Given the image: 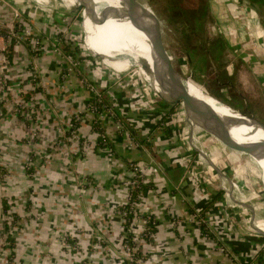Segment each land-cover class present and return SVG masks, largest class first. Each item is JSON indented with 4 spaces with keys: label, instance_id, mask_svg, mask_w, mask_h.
Wrapping results in <instances>:
<instances>
[{
    "label": "crops",
    "instance_id": "crops-1",
    "mask_svg": "<svg viewBox=\"0 0 264 264\" xmlns=\"http://www.w3.org/2000/svg\"><path fill=\"white\" fill-rule=\"evenodd\" d=\"M242 2L249 4L251 9L255 8L253 11L258 9L253 2L250 5V0ZM0 22L8 23L5 20ZM4 45L7 41L1 32L0 46ZM7 48L6 65L13 66L15 61L13 69L18 79L22 74L25 78L28 74L21 66L25 58L16 55L14 60L17 50ZM24 49L30 55H37L38 72L48 82L47 90L42 85L38 90L39 101H42V107L38 109L47 119L42 132L51 139L65 130L67 137L59 151L57 149V152L44 156V151L40 150L35 160L33 152H30L31 145L20 146L18 164L13 168L23 174L26 153L38 164L35 186L41 220L30 224L34 233L25 235L21 242L19 264H130L123 255V218L120 213L114 214L113 209L118 206L119 209L127 199L124 183L132 176L129 162L144 159H150L151 166L146 171L147 187L139 206L155 221L153 240L140 245L146 257L145 264H264V235L257 233L251 225L250 229L243 225L236 207L217 199L205 209L207 234L202 230V223L193 218L195 212L201 211L213 196L218 195L219 189L203 178L201 162L187 152L186 145L173 132L169 123L171 108L165 107V100L140 89L136 79L123 77L114 69L115 74L104 72L102 80L97 79L95 69L81 72L82 61L76 68L80 76L71 73L63 77L64 63L52 49L45 47L39 53L31 51L27 45ZM64 53L70 55L69 52ZM233 59L230 57L228 63ZM107 68L111 70V67ZM38 72L35 74L37 82L40 78ZM257 73L264 85V64L260 65ZM82 76L105 89V95L125 122L122 124L110 117L101 121L109 139L108 146L100 144V134L93 126L94 115L86 108L90 93L81 83ZM24 97L27 100L32 98L27 92ZM126 126L144 136L148 146L131 139ZM72 132L76 133L77 141L71 138ZM199 134L201 132L195 129L194 136L199 137ZM206 138L215 149L221 148L211 137ZM89 139L93 148L87 151L84 141ZM45 146L48 148L50 145ZM27 169L32 171L28 166ZM0 170L5 172L2 168ZM6 174H0L3 182ZM22 174L18 176L23 177ZM84 177H87V182L82 181ZM16 184L22 192L27 186L21 184V179ZM83 188L85 192L81 191ZM2 208L4 210L3 204ZM142 223L141 220L133 221V238L139 233ZM62 236L69 243H81L84 251H66ZM38 239L41 244L36 245ZM92 242L101 243L98 252L89 248ZM69 243L65 241V246ZM15 248L13 260L18 255Z\"/></svg>",
    "mask_w": 264,
    "mask_h": 264
},
{
    "label": "rangeland",
    "instance_id": "rangeland-1",
    "mask_svg": "<svg viewBox=\"0 0 264 264\" xmlns=\"http://www.w3.org/2000/svg\"><path fill=\"white\" fill-rule=\"evenodd\" d=\"M142 1L146 2L149 7L156 6L163 16H171V21L161 20L164 40L173 56L175 66L188 81L242 111H246V107L258 119L264 121V85L262 78L257 73L260 65L264 64V13L259 12L258 9H256L258 13L253 11L255 8L251 9L249 4L246 5V2L243 3L242 0H220L219 4H212L213 0H200L201 3L199 1L198 4L205 6L208 13L204 17V25L200 28V26L195 27L192 21L179 24L174 22L175 20L172 19H176L177 16L176 11L172 12L168 8L171 5L170 0ZM188 1L182 0L184 7L190 8L187 11L192 12L202 8L198 5V9H191L193 6L190 4V0ZM108 2L109 5L116 6V11L122 8V0H108ZM174 2L180 3V0H174ZM249 3L251 5L252 2ZM75 7V3L71 0H0V21L8 22L7 24L0 22V33L5 34L7 41V45L0 46V164L4 166L0 165V168L5 170L3 174L7 173L5 182L0 179V264L8 263L11 252L7 239L9 232L4 228L5 221L9 218L8 223H11V234L15 239V249L18 253L13 263L19 264L21 242L24 241L25 235H33V223L41 220L40 200L35 186V178H38L35 177L38 166L33 161L35 156L39 157L40 150L44 151V156H48L54 151L57 152V149L59 151L64 146L67 137L65 130H62L61 135L51 139L42 132L47 119L38 109L42 107L38 90L41 85L47 90L48 82H45L44 77L38 72L40 65L37 62V55H30L24 46L27 45L31 51L36 52L42 51L45 47L52 49L60 62L64 63L61 72L63 77L71 73L79 76L80 74L77 73L78 66L72 60V55L64 53L62 44L67 45L72 51L79 47L83 66L81 72L95 69L96 77H99L97 78L99 80L103 79L102 76H105L104 72L107 73L106 71L115 74L113 68L108 70L110 68L107 66H110L104 62L105 65L101 57L95 56L87 50L84 38L83 9L76 10ZM212 10L214 14L210 16ZM121 21L124 28L135 39L154 52L149 37L135 27L129 17L126 16ZM16 23L17 29L15 28ZM215 40H217L216 43ZM220 41L224 44L221 45ZM7 46L17 50H15L14 60L16 55H22L25 58V63L24 61L21 63L22 68L28 74L25 78L22 74L21 79H18L19 77L13 69L15 61H13V66L6 65L9 53ZM92 50L95 52L93 47ZM87 57L91 59H87ZM230 57L234 58L233 64L228 63ZM137 68L138 66H130L125 70H114L121 72L123 77L136 79L140 89L150 91L160 97L159 92L154 91L139 75ZM36 71L41 79H38V82L35 78ZM111 72L109 74H112ZM82 78H80L81 83L85 85ZM97 86L99 87V85ZM25 92L30 93L32 97L30 100L24 97ZM107 98L110 100L109 97ZM172 105L173 110L169 123L173 132L186 145L187 152L192 153L201 162L203 178L218 187V200L226 204L229 203L226 190L222 188L227 187L229 191V183L221 180L223 177L209 165L201 154L193 152L189 145V123L186 120L185 109L181 103ZM201 134L199 137L198 135L194 136L197 147L202 148V151L211 158L218 170L231 177L235 187L239 189L235 190V199L256 207L254 223L257 226L261 224L258 228L264 230V178L261 166L252 156L229 147L221 146V148L215 149L216 147L212 143L206 141V136L213 140L215 136L208 133L204 136V132ZM75 135L76 133L72 132L71 138L77 141L78 137ZM24 144L31 145L30 152H33L34 159L30 160L31 157L26 153L27 160L24 162L22 174L14 170L13 167L18 164V154H21L20 146ZM45 144L50 146L47 148ZM92 148L93 143L90 139L84 141L85 150L90 151ZM27 166L31 168V172ZM26 169L27 173H25ZM1 172L2 170H0V174ZM20 174L23 177L18 176ZM86 178L84 177L82 181L87 182ZM20 179L21 184H27L23 192L16 184ZM84 190L83 188L81 191L85 192ZM2 199H6L8 202L9 210L7 212H4L2 208ZM126 201L125 199L124 203ZM235 205L240 206L239 204ZM118 207L113 209L114 214L119 213L120 208L118 209ZM236 209H238L236 213L239 220H242V224L250 229L251 209L245 206L236 207ZM122 234L123 255L127 258L126 239L123 232ZM62 237L69 243L65 236ZM65 241L62 242V245L66 251H84L81 243L75 241L65 246ZM37 244H41L39 239ZM100 246L101 243L92 242L89 248L93 252H98Z\"/></svg>",
    "mask_w": 264,
    "mask_h": 264
},
{
    "label": "bare ground",
    "instance_id": "bare-ground-1",
    "mask_svg": "<svg viewBox=\"0 0 264 264\" xmlns=\"http://www.w3.org/2000/svg\"><path fill=\"white\" fill-rule=\"evenodd\" d=\"M71 1L75 3V5H78L80 2V0ZM81 1L87 5V8H83L82 15L84 19L85 44L90 53L101 55L103 63L105 62L111 68L118 69L120 71L129 68L136 61L138 63L140 57H142L141 59L148 64L150 69L154 67L157 70H162L161 65L156 60L155 52L149 50L137 39H135L124 28L121 21L122 19H113L111 17L104 19L101 17L100 13L102 11L111 10L119 12L121 15L125 16L127 8L124 4H122V8L116 11V6L114 4L109 5L108 0ZM92 9H96V13L92 12ZM90 44L96 53L92 50ZM138 67L139 68L137 69L139 75L147 81L148 85L154 91L162 92L164 95H169L164 83L151 76L146 68H141L140 66ZM186 84L188 85V89L192 95L208 101L221 116L226 115L228 118H231V120H226L208 117L200 110L193 107L189 110V119L198 131L212 135L210 130H213L232 142L252 146L258 150L264 151V130L245 122L243 120L245 117H242L237 111L231 110L216 99L204 95L205 91L192 82L187 81ZM214 140L219 146L227 147L216 136ZM194 144L198 146L195 138ZM253 159H255V161L261 166L264 178V160H259L254 157ZM221 180L224 182L226 181L224 179ZM235 188L236 191L239 190L237 187ZM255 226L257 228L259 227L257 225Z\"/></svg>",
    "mask_w": 264,
    "mask_h": 264
},
{
    "label": "water",
    "instance_id": "water-1",
    "mask_svg": "<svg viewBox=\"0 0 264 264\" xmlns=\"http://www.w3.org/2000/svg\"><path fill=\"white\" fill-rule=\"evenodd\" d=\"M122 3L126 6L127 12L125 13L127 17H129L132 24L137 27L140 31L145 33L149 39L150 42L154 48V52L156 55L157 62L161 65L162 70H157L154 67L151 69L149 68L148 64L139 58V62H134L132 66H140L141 68H146L148 73L158 79L160 82L164 83L166 86V89L169 93V95H164L162 92H159L158 95L165 100L169 104H176L181 103L185 109L186 113V120L189 123V144L192 147V150L194 152H198L201 154V156L209 163L210 166L214 167L216 171H218L219 175L226 180H228L230 190H229V197L232 201L235 203L248 207L252 211V216L250 219V225L251 227L256 230L258 233L264 235V230L260 228L255 227L254 219H255V207L254 205L250 203H246L244 201H238L234 197L235 192V184L233 180L222 173L218 168L214 165L211 158L205 154L202 149L198 148L194 144V131L195 126L190 122L189 119V110L191 108H197L202 113H204L208 117L212 118H221L226 120H231V118H228L226 115L221 116L219 112L206 100L201 99L197 96H194L190 93L188 89V85L186 84L188 79H186L177 69L175 66L173 56L168 50L164 36H163V30H162V22L159 16L151 9V7L148 6L147 3H144L142 0H122ZM83 8H87V5L80 0L78 5H76L75 9L80 10ZM92 12L96 13V9H92ZM101 17L104 19L113 18V19H125L126 16L121 15L119 12H115L114 10L111 11H102L100 13ZM95 55L94 53H92ZM98 57H101V55H95ZM139 68V67H138ZM205 91V90H204ZM204 95L209 96L211 98L216 99L220 103H222L224 106L230 108L231 110L237 111L242 117H245L243 119L245 122L249 123L252 126H256L257 128H261L264 130V121H261L258 119L253 113L242 111L235 106L229 104L228 102L216 98L209 94L208 92H204ZM212 135L216 136L224 145L227 147L236 150L238 152L245 153L249 156H252L259 160H264V151L258 150L255 147L252 146H246L239 144L237 142H232L231 140L223 137L218 132H215L213 130H210Z\"/></svg>",
    "mask_w": 264,
    "mask_h": 264
},
{
    "label": "built area",
    "instance_id": "built-area-1",
    "mask_svg": "<svg viewBox=\"0 0 264 264\" xmlns=\"http://www.w3.org/2000/svg\"><path fill=\"white\" fill-rule=\"evenodd\" d=\"M219 3H220V0H213L212 1V4H219ZM210 16H212V13H210ZM72 60L76 63V65L79 62V61L74 60L73 58H72ZM82 81L86 85V87L90 93L89 99L86 103V108L91 114L94 115L95 119H97L100 122L107 117H110L114 120H118L115 118L117 113H116L114 107L111 104L104 102V96H103V93L100 90V88L94 82L90 81L87 77H83ZM126 130L128 132V135L130 136V138L133 139L129 130L127 128H126ZM135 142L138 143L137 141H135ZM190 147H191V145H190ZM150 162H151V160H146V159L139 160V161H130L128 164V167L131 170L132 176L130 179L126 180V182L124 183L127 186V199H126L127 201H126V203H124L122 205L123 208L120 207L119 213L123 218L121 228H122V232L125 235V239H126L125 240L126 241L125 242V248H126V251L128 254L127 259H128L130 264H145L146 257L143 254L140 245H141V243H144L146 241H149V242L152 241L154 236H155V230L153 229L155 227L154 219L150 215L147 214V211L145 209H143L144 211H142V208H140V206H139V203H141V201L144 199L143 197H144L145 191H146L145 187L147 185L146 171L151 166ZM222 179L226 180L225 178H222ZM226 181L228 182V180H226ZM222 188H224L226 190L227 200H229V203H232L233 201L229 197L228 188L227 187H222ZM235 190H236V188H235ZM235 204H237V203L234 202V203L229 204V205H231V207H233V208L242 206V205L238 206ZM126 205H130V207L126 208L125 207ZM145 213H146V215H144ZM129 216L132 217L133 221H140V220L143 221L139 233L132 240L134 242V245L130 244L131 240H129L127 238L128 236L126 234L127 230H128V232L131 233V226L127 228L126 224H125L127 221V218ZM193 218H195V219L197 218V220H199L201 223L206 222L204 217H200L199 212H195ZM8 219L6 220L7 223H8ZM8 225H9V230H7V232L11 233V223H8ZM204 233L207 234L208 232L205 231ZM97 244H100V242H98ZM72 246L75 247L76 243H75V246H74V244H72ZM7 264H14V263H13V261L10 262V260L8 259Z\"/></svg>",
    "mask_w": 264,
    "mask_h": 264
},
{
    "label": "trees",
    "instance_id": "trees-1",
    "mask_svg": "<svg viewBox=\"0 0 264 264\" xmlns=\"http://www.w3.org/2000/svg\"><path fill=\"white\" fill-rule=\"evenodd\" d=\"M187 2H189L188 0H186ZM199 1L200 0H193V2H192V0H190V4L193 6V8H191V9H195V8H199V6L198 5H200L202 8L201 9H198V10H194V11H187L188 9H190V8H188V9H186L185 7H184V5L182 4V0H180V3H175L174 2V0H170V6H168V8H169V10L170 11H172V12H174V11H176V19H172V20H175L174 22H176V23H180V22H183V23H189V22H193L194 24H195V27L197 26V27H199L200 26V28H202V25H204V17H206V15L208 14L207 13V9H206V7L205 6H202L201 4H198L199 3ZM203 1V0H202ZM251 2H253V4H254V6L255 7H257L258 8V10H259V12H261V13H264V0H250ZM151 3V2H150ZM200 3H201V1H200ZM152 8V10L159 16V18L161 19V20H168V21H171V16H169V15H167L166 17L165 16H163V13L161 12V11H159L157 8H156V6H151ZM173 14V13H172ZM16 26H15V28L17 29V23L15 24ZM196 30H198V29H196ZM217 42V40H215V43ZM221 42V45H223L224 43H222V41H220ZM62 46V48H63V50L64 51H66V52H69L71 55H72V58L73 59H75V60H78V61H80V64H81V61H82V56L79 54V47H76L73 51L71 50V49H69V47L67 46V45H61ZM190 49H194V48H190ZM37 53H39V52H37ZM10 58H11V56H9ZM91 81V80H90ZM93 82V81H92ZM100 90L102 91V93H103V96H104V102H107V103H109V104H111V101L107 98V96L105 95V89H103V88H101L100 87ZM26 98H28V94H26V96H25ZM112 105V104H111ZM165 107H170L171 109H170V112H172V107H173V105H171V104H169V103H167V102H165ZM169 114V113H168ZM116 119H118L121 123L123 122V123H125L124 122V120L123 119H121L120 117H119V115H117L116 114V117H115ZM122 123V124H123ZM102 123L100 122V121H98L97 119H95V117H94V122H93V126H94V129L95 130H97L98 132H99V136H100V144H102V145H104V146H108V145H110V143H109V139H108V137H107V135L105 134V130L102 128V125H101ZM127 127V126H126ZM129 127H127V129H128ZM129 130V132H130V134H131V136H132V138L135 140V141H137L138 142V144H142L143 146H148L146 143H147V140H146V138L144 137V136H142V135H140L139 133H137L136 131H133V130H131V128H129L128 129ZM2 172H3V170H2ZM1 172V173H2ZM147 187V186H146ZM145 187V188H146ZM219 197L218 196H213V198L211 199V201L209 202V204L207 205V206H204V208L201 210V211H199V213H200V217H204L205 218V214H204V211H205V209H207V208H209L210 206H212L213 205V203L218 199ZM3 200V207H4V212H7L8 210H9V205H8V202H7V200L6 199H2ZM122 207V206H121ZM126 208H128V207H130V205H126L125 206ZM123 208V207H122ZM15 221V220H14ZM132 222H133V220H132V217L131 216H129L128 218H127V221H126V227L128 228V227H130L131 226V224H132ZM202 230L205 232L207 229L205 228L206 227V225H205V223H202ZM5 228L7 229V230H9V225H8V223L5 221ZM154 230H155V227L153 228ZM127 238L129 239V240H131L130 241V244L131 245H134V242L132 241L133 240V235L130 233V232H128V230H127ZM212 236V235H211ZM7 239L9 240V245H10V248H11V252H10V254H9V260H10V262H12L13 261V257H14V255H15V251H14V248H15V239H14V237L11 235V233H8V237H7Z\"/></svg>",
    "mask_w": 264,
    "mask_h": 264
},
{
    "label": "flooded vegetation",
    "instance_id": "flooded-vegetation-1",
    "mask_svg": "<svg viewBox=\"0 0 264 264\" xmlns=\"http://www.w3.org/2000/svg\"><path fill=\"white\" fill-rule=\"evenodd\" d=\"M245 110L248 111V112H250L246 107H245Z\"/></svg>",
    "mask_w": 264,
    "mask_h": 264
}]
</instances>
